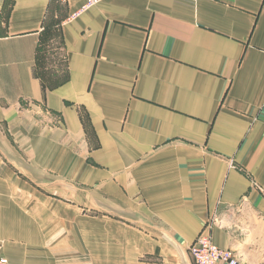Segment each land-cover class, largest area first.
<instances>
[{
    "label": "crops",
    "instance_id": "1",
    "mask_svg": "<svg viewBox=\"0 0 264 264\" xmlns=\"http://www.w3.org/2000/svg\"><path fill=\"white\" fill-rule=\"evenodd\" d=\"M84 5L0 0L4 256L264 264V0Z\"/></svg>",
    "mask_w": 264,
    "mask_h": 264
},
{
    "label": "built area",
    "instance_id": "2",
    "mask_svg": "<svg viewBox=\"0 0 264 264\" xmlns=\"http://www.w3.org/2000/svg\"><path fill=\"white\" fill-rule=\"evenodd\" d=\"M68 3L70 0H58ZM106 0H85L82 11L93 8ZM197 3L199 0H186ZM4 242L0 240V264H10V261L3 254ZM194 264H239L235 252L229 249L218 247L209 236L198 237L190 249Z\"/></svg>",
    "mask_w": 264,
    "mask_h": 264
},
{
    "label": "rangeland",
    "instance_id": "3",
    "mask_svg": "<svg viewBox=\"0 0 264 264\" xmlns=\"http://www.w3.org/2000/svg\"><path fill=\"white\" fill-rule=\"evenodd\" d=\"M56 46V45H55ZM55 46H52L51 48L53 49ZM51 49V50H52ZM47 50H48V47H47V49H46V52H45V58H46V61H45V66H46V77L49 79V80H52L53 82H55V81H59L60 79H62L61 77H59V76H56V75H54V74H57L59 71L62 73V70H63V68H64V66H62L63 65V62H62V59H58L60 56H55V57H50V56H48L47 55ZM51 58H53V59H55V61H57V66H59V67H61L60 69H52L51 67H49V69H47V65H48V63H47V60H49V59H51ZM62 62V63H61ZM63 75V74H62ZM94 212H96V211H94ZM97 213V212H96Z\"/></svg>",
    "mask_w": 264,
    "mask_h": 264
},
{
    "label": "trees",
    "instance_id": "4",
    "mask_svg": "<svg viewBox=\"0 0 264 264\" xmlns=\"http://www.w3.org/2000/svg\"><path fill=\"white\" fill-rule=\"evenodd\" d=\"M45 60H46V58H45ZM61 78H62V79H60V81H55V82H53V83H51V84H47V88L52 89L53 87H57V86H59L62 82H64V81L67 79V73H66V71H65V74L63 73V75L61 76Z\"/></svg>",
    "mask_w": 264,
    "mask_h": 264
}]
</instances>
